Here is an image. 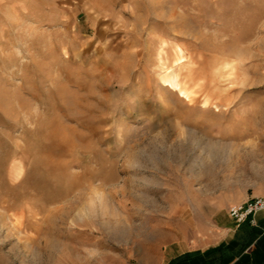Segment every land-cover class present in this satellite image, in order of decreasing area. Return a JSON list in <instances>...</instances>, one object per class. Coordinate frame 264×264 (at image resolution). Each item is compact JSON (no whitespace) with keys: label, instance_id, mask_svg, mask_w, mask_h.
<instances>
[{"label":"rangeland","instance_id":"1","mask_svg":"<svg viewBox=\"0 0 264 264\" xmlns=\"http://www.w3.org/2000/svg\"><path fill=\"white\" fill-rule=\"evenodd\" d=\"M262 195L264 0H0V264H141Z\"/></svg>","mask_w":264,"mask_h":264},{"label":"crops","instance_id":"2","mask_svg":"<svg viewBox=\"0 0 264 264\" xmlns=\"http://www.w3.org/2000/svg\"><path fill=\"white\" fill-rule=\"evenodd\" d=\"M173 223L160 250L144 254L141 264H264V211L241 224L230 216L200 227L184 217Z\"/></svg>","mask_w":264,"mask_h":264},{"label":"built area","instance_id":"3","mask_svg":"<svg viewBox=\"0 0 264 264\" xmlns=\"http://www.w3.org/2000/svg\"><path fill=\"white\" fill-rule=\"evenodd\" d=\"M264 211V195L256 196L239 204H233L229 208V216L237 223L241 224L248 219L254 222L257 213Z\"/></svg>","mask_w":264,"mask_h":264},{"label":"bare ground","instance_id":"4","mask_svg":"<svg viewBox=\"0 0 264 264\" xmlns=\"http://www.w3.org/2000/svg\"><path fill=\"white\" fill-rule=\"evenodd\" d=\"M167 79L164 80V82L168 81L169 83V87L170 89L172 88H176V90H178V92L180 93V95L182 97H185L187 98L188 100H191L192 97H191V91H189L188 88L184 87L182 85V82H181V79H180V76L179 74L177 73V71H175L174 73L172 74H168V76H166ZM206 105L207 104H211L210 100L208 98H206L205 102H204ZM205 105V106H206ZM215 109L216 110H220V107L216 104L214 105Z\"/></svg>","mask_w":264,"mask_h":264}]
</instances>
